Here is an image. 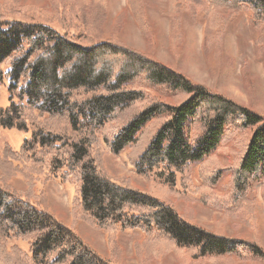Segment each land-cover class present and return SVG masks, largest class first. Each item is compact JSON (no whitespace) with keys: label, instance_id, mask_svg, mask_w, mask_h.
Listing matches in <instances>:
<instances>
[{"label":"trees","instance_id":"1","mask_svg":"<svg viewBox=\"0 0 264 264\" xmlns=\"http://www.w3.org/2000/svg\"><path fill=\"white\" fill-rule=\"evenodd\" d=\"M221 1L230 11L248 6L254 23L264 22V0ZM6 78L10 105L0 108V126L28 134V113L37 114L39 125L21 152L41 154L37 162L51 172L67 169L79 176L81 207L107 233L112 254L120 252L115 233L121 227L155 230L195 259L235 255L264 264L255 243L188 222L172 205L103 173L90 151L105 125H118L109 146L119 154L137 145L145 127L157 120L161 126L134 167L146 176L163 166L159 176L167 174V182L175 183L177 173L217 149L227 130L248 132L234 177L237 197H243L250 182L264 177L263 115L127 46H84L40 20L0 19V84ZM152 89H162L172 103L150 97ZM8 166L6 181L13 176ZM26 197L0 183V264H117ZM12 238L28 242L29 252L8 248Z\"/></svg>","mask_w":264,"mask_h":264},{"label":"rangeland","instance_id":"2","mask_svg":"<svg viewBox=\"0 0 264 264\" xmlns=\"http://www.w3.org/2000/svg\"><path fill=\"white\" fill-rule=\"evenodd\" d=\"M227 6L221 0H0V19L46 21L84 46L100 42L127 46L264 116V22L255 24L248 6L232 11ZM8 85L7 78L0 84L2 109L10 105ZM152 96L172 103L162 89H152ZM28 117L30 138L39 122L32 111ZM160 126L152 121L137 145L115 154L109 144L118 125H105L96 131L91 156L103 173L172 205L188 222L250 241L264 252V177L250 182L243 197H237L235 188V169L250 134L227 130L215 151L169 183L167 174L159 176L163 166L146 176L134 167L140 150ZM23 144L22 132L0 126L1 185L12 186L23 198L27 195L104 258L117 264H260L235 255L195 259L155 230L121 227L115 233L120 252L112 254L107 233L81 207L79 176L67 169L51 172L37 162L41 154L37 159L23 154ZM7 166L13 176L6 181ZM6 246L29 252V243L19 239L7 240ZM159 250L162 253L153 258L152 252Z\"/></svg>","mask_w":264,"mask_h":264},{"label":"crops","instance_id":"3","mask_svg":"<svg viewBox=\"0 0 264 264\" xmlns=\"http://www.w3.org/2000/svg\"><path fill=\"white\" fill-rule=\"evenodd\" d=\"M29 135H30V133H28V134L23 133V138H24V139H25V138H29Z\"/></svg>","mask_w":264,"mask_h":264}]
</instances>
